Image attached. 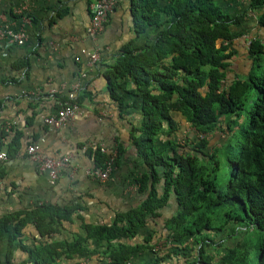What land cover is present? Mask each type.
<instances>
[{
	"label": "trees",
	"instance_id": "1",
	"mask_svg": "<svg viewBox=\"0 0 264 264\" xmlns=\"http://www.w3.org/2000/svg\"><path fill=\"white\" fill-rule=\"evenodd\" d=\"M158 1L131 0L138 14L136 33L151 28L152 35L138 46L123 47L102 73L119 112H126L116 89L119 80L125 84L130 79L131 90L140 99L142 121L133 129L137 134L132 140L148 172L133 180L143 192L151 178L147 196L108 225H82L83 236L39 242L27 250L26 261L31 264H52L62 254L82 255L87 238L103 240L107 246L111 240L131 238L147 218L158 215L170 192L177 209L162 228L165 238L181 247L185 256L202 264H264V37L256 36L258 29L264 30V0H247L246 7L234 13L224 11L217 0H166L161 5ZM248 9L255 12L251 24L244 19ZM243 22L255 28L244 49L247 69L228 77L229 60L235 54L230 49L232 39L248 33L242 32ZM231 26L240 30L233 32ZM25 65L24 60L15 67L23 70ZM85 94L72 102L79 105ZM57 99L68 98L57 95ZM172 112L184 118L189 131L169 140L170 152L163 158L153 141L163 129L168 135L177 130ZM11 143H16V135L9 141L6 158L15 151ZM115 151L116 163L122 152L119 144ZM92 154L93 167H103L107 154L98 147ZM155 166H161L160 173ZM158 173L163 185L159 196L154 188ZM4 175L1 162L0 179ZM77 208L32 205L1 215L0 238L7 240V256L20 242L27 222L33 223L39 236L47 237L70 221ZM224 236L230 245L223 246L228 242ZM149 238L142 244L107 247L105 254L113 264H122L139 249H150ZM153 254L144 264H160L162 256Z\"/></svg>",
	"mask_w": 264,
	"mask_h": 264
},
{
	"label": "crops",
	"instance_id": "2",
	"mask_svg": "<svg viewBox=\"0 0 264 264\" xmlns=\"http://www.w3.org/2000/svg\"><path fill=\"white\" fill-rule=\"evenodd\" d=\"M91 1L0 0V28L22 35L21 43L0 38V151L6 154L10 139L16 135V143H11L15 151L3 161L5 175L0 179V216L23 211L32 205L78 207L70 221L62 222L59 231L47 237L39 236L33 223L27 222L21 228L19 239L25 249L17 242L9 256L7 240L0 238V264H31L26 261L27 250L39 242L67 241L74 235L83 236L84 224L108 225L117 214L125 213L141 202L149 191L151 178L143 192H138V185L133 180L148 172L145 160L132 140L137 134L133 129L142 121L140 99L131 90L130 79L125 84L119 80L116 89L126 104V112H119L102 73L114 64L123 47L140 45L152 35V29L146 28L137 34L134 20L138 14L133 10L131 0H115L102 30L90 39L86 27ZM165 1L158 2L161 5ZM217 2L224 11L234 13L246 7L247 0ZM243 23L242 32L255 33V28H248ZM231 29L238 32L240 27L231 26ZM257 35L264 37V30L258 29ZM239 37L230 44L235 54L229 60L228 77L247 69L246 42ZM93 49L98 58L95 63L88 64L86 53ZM24 60L23 70L15 67ZM83 92L86 94L78 105L80 111L73 119L58 128L43 123L42 117L57 109V95L68 98ZM172 117L177 130L168 135L163 129L153 141L154 149L163 158L170 152L169 140L189 131L178 112H172ZM33 141L43 156L69 157L68 165L59 170L53 185L47 183L44 173L37 170L24 152L25 146ZM118 144L122 152L116 163H112L107 180L99 182L84 175V168L94 166L92 149L98 146L111 149ZM155 168L161 172V166ZM154 188L159 196L163 188L160 175ZM176 209L170 192L166 203L157 210L158 215L147 218L131 238L111 240L108 246L103 240L87 238L82 255L67 258L62 254L52 264H113L105 254L107 247L115 249L121 244H142L147 236L151 248L139 249L122 264L150 262L156 256L153 252L162 256L160 264H202L185 256L181 247L177 249L175 242L165 238L162 223Z\"/></svg>",
	"mask_w": 264,
	"mask_h": 264
},
{
	"label": "built area",
	"instance_id": "3",
	"mask_svg": "<svg viewBox=\"0 0 264 264\" xmlns=\"http://www.w3.org/2000/svg\"><path fill=\"white\" fill-rule=\"evenodd\" d=\"M115 0H93L89 3V21L86 27V32L90 39H94L97 34L102 30L103 25L108 17V14L112 11L114 7ZM255 12L251 9H248L245 12L244 19L245 21L250 20L248 22L251 24L254 22ZM28 20V18H25ZM7 37L9 40L14 41L16 43H21L22 35L19 33H12L9 30H5L0 28V38ZM251 37L248 33H243L239 38L244 39L246 44L248 43L249 38ZM237 38H233V41H236ZM87 55V63L93 64L98 58V53L96 49L88 51ZM225 84V82L222 80ZM71 95L68 96V99L64 101L58 102L57 109L49 115H45L42 117V121L44 124L51 126L53 128L61 127L65 122L71 120L79 113V106L72 102ZM197 137L201 138L204 135L195 133ZM101 152L107 154V160L104 163L103 167H86L83 169V173L85 176L92 180H96L99 182H103L108 179L109 172L111 169L112 163L116 158L115 148H104L102 146H98ZM27 157L34 163L37 170L44 173L46 176L47 183L49 185H53L56 181L58 172L60 169L68 165L69 157L67 155L59 156V157H47L43 156L38 152V145L36 142H30L25 146L24 150ZM6 159V154L3 151H0V162H3Z\"/></svg>",
	"mask_w": 264,
	"mask_h": 264
},
{
	"label": "rangeland",
	"instance_id": "4",
	"mask_svg": "<svg viewBox=\"0 0 264 264\" xmlns=\"http://www.w3.org/2000/svg\"><path fill=\"white\" fill-rule=\"evenodd\" d=\"M253 31H255V29L253 30ZM250 35H253L252 34V31L250 32ZM234 44V43H233ZM236 44V43H235ZM234 44V45H235ZM233 45V46H234ZM236 46V45H235ZM207 138H209V139H211L212 137H211V135H207ZM219 143V139H218V141H217V144ZM250 230H251V228L249 227V229H248V231L250 232ZM238 236V235H237ZM231 237H233V235L231 236ZM239 237V236H238ZM228 238V236H224V239L223 240H225V239H227ZM225 243L223 244V246H225V245H230L232 242H231V240L228 238V242H226V241H224ZM221 247H222V245H221Z\"/></svg>",
	"mask_w": 264,
	"mask_h": 264
}]
</instances>
